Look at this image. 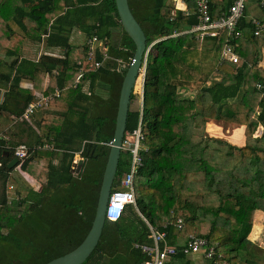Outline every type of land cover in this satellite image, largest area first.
I'll list each match as a JSON object with an SVG mask.
<instances>
[{"label":"trees","instance_id":"16d2710c","mask_svg":"<svg viewBox=\"0 0 264 264\" xmlns=\"http://www.w3.org/2000/svg\"><path fill=\"white\" fill-rule=\"evenodd\" d=\"M185 1L188 14L168 0H129L148 46L155 42L144 79L145 140L143 164L134 179L136 205L130 204L120 219L106 220L96 249L83 264H140L150 256L135 245L153 244L151 225L166 231L171 244L180 235L187 241L190 234L217 243L216 253L222 255H216L217 264H264V248L249 238L255 210L264 209V69L250 66L249 54L254 44H264V31L254 34L247 7L239 24L243 34L233 41L239 43V60H222L227 30L202 44L194 33H181L198 22L195 0ZM232 3L212 1L213 17ZM260 9L257 17L264 22V4ZM75 28L87 40L97 35L108 57L101 45L91 59L87 43L71 45ZM26 40L67 51L27 58L21 55ZM135 48L115 0H0V93L5 89L0 117L24 114L38 94L21 83L39 70L50 77L45 94L62 89L42 110L47 113L39 122L42 134L33 120H24L30 153L19 164L40 182V189L8 166L20 142L0 137V264H45L75 249L89 232ZM96 61L101 66L84 72L75 85L83 72L81 62ZM183 88L195 90V96L183 95ZM136 97L133 93L131 100ZM52 107L59 110L52 113ZM209 118L245 125L244 145L210 135ZM139 121V109L131 108L127 130ZM259 125L263 131L256 135ZM77 152L83 163L75 173ZM42 157L49 159L46 165L35 163ZM130 164L129 152L122 151L115 187ZM11 178L19 180L10 194ZM178 217L184 220L182 229L174 225ZM166 222L171 223L165 227ZM191 254L178 246L172 259L191 264Z\"/></svg>","mask_w":264,"mask_h":264},{"label":"built area","instance_id":"2783aa9c","mask_svg":"<svg viewBox=\"0 0 264 264\" xmlns=\"http://www.w3.org/2000/svg\"><path fill=\"white\" fill-rule=\"evenodd\" d=\"M212 0H195L196 4V14L198 16V22L193 25L189 31L181 33H194L196 39L203 41L206 37L217 36L221 30H227L228 39L222 50L221 59L228 60L231 62H237L239 60V55L236 52L237 44L233 41L239 39L243 32L239 28L240 19L244 15L249 0H233V3L227 10H222L218 17H213L212 15ZM260 6H263L264 0H258ZM251 22L254 25V34L259 35L264 31V22H262L258 17L253 16ZM87 46L89 48L88 58L91 59L93 51L98 45H101V51L104 53V57H108L107 47L103 46V43L99 41L97 35H94L87 40ZM155 42L148 46L144 62L140 69V76L135 84L134 93L137 94L139 100V111H140V121L138 126L133 130H126L123 142L122 151L129 152L131 156L130 169L121 178L118 187L113 186L108 204L106 209V217L108 220H118L120 219L127 207L130 204L136 205V193H135V175L137 174L139 167L142 166V155L141 151L144 148L145 133L143 131L142 125V114H143V104H144V79L145 72L148 64L149 54L153 52L152 46ZM122 62V60H119ZM101 61H96L93 65L92 63L81 62L82 73L77 78L75 85L78 84L84 72L91 71L94 67L101 66ZM130 63L127 64L129 66ZM122 66H126L123 63ZM128 68V67H127ZM258 88H262V84L258 83ZM136 87H138L136 89ZM61 88H55L52 95L41 93L36 96V98L29 102L25 109V112L18 119L31 121L33 115L39 111L45 109L49 105L51 98L59 97L61 94ZM263 128H259L256 135L261 134ZM112 143V142H111ZM48 147V145L46 146ZM15 156L18 157L19 161L25 160L30 153V148L26 143H20L15 147ZM82 159L81 153L77 152L75 154L72 169L75 173H78V165ZM13 187V185H9ZM123 187L124 189H120ZM171 222H167V224ZM174 225L177 229H182L184 227V220L182 217L177 218ZM151 236L153 238V244H136V247L142 249V251L148 254L150 257L140 262V264H179L176 261H172L173 256L178 253V246L168 243L167 232L164 230H159L152 225L150 226ZM163 244V245H161ZM217 243L210 244L208 240L197 234H190L187 241L183 247V251L187 254L202 253L204 257L210 261L212 264H217L218 260L216 255L221 257V254L216 253Z\"/></svg>","mask_w":264,"mask_h":264},{"label":"crops","instance_id":"0c3cea01","mask_svg":"<svg viewBox=\"0 0 264 264\" xmlns=\"http://www.w3.org/2000/svg\"><path fill=\"white\" fill-rule=\"evenodd\" d=\"M174 1H175L177 8L184 9V12L186 14L189 13L190 10L187 8V4H186L185 0H174ZM212 1H213V3H219V2L224 1V0H212ZM253 3L255 5L257 3V6L259 4L258 0H254ZM247 7H248V5H247ZM260 8L257 7V9H256L257 15H258ZM253 16H250V19ZM193 25H195V24H193ZM192 26L181 29V31L182 32L189 31ZM75 32H77V35H79V40L81 39L78 42V44L81 46L85 45V43L87 41L86 36L83 33V31L79 30L78 28H75L72 31V34L70 36L71 45H74V43H76L73 40ZM113 34L115 36L119 35V29H115ZM203 41H199V43L202 44ZM36 44H38L41 47V51L39 52L40 54L37 53L36 57L38 56V54H39V56H41L42 54H52L54 56H63L66 54V51H67L66 50L64 52V50H62L60 47H47L46 43L44 41L41 43H38V42H32V41L26 40L23 44L21 55L24 57H27V58H33V59L38 60L39 58L33 57V55L29 54L30 52L35 51V48H33V47ZM238 46H239V43H237L236 48H238ZM36 50H37V48H36ZM250 51H251L249 54L250 66L257 65L258 67L264 69V44L251 46ZM2 56L5 57V54H2ZM13 58L14 57H11V58L6 57V60L11 61ZM212 77L217 78V79L219 78V76L215 73L212 75ZM49 84H50V77H49L48 73H45L44 71L39 70V71L35 72L32 79H24L21 83V86L25 87V88L33 89L35 91V95H37V94L39 95L41 93H44L45 89L48 87ZM56 88H58V87H56ZM262 88H263V86H262ZM180 92L183 95H186V96L190 95L191 97L195 96V94H196L195 90H189V89H185V88L180 89ZM4 93H5V89L3 87V88H1L0 101L3 100ZM51 110H52V113H54L55 111L59 110V108L58 107H52ZM46 115H47L46 111L42 112V110H39L35 113V115L32 118V120L35 123L36 130L39 134H42L44 132V129L39 127V122L42 119H44L46 117ZM28 126L29 125H27V123L24 120L18 119L17 117L14 118L13 116L12 117L11 116L10 117L1 116L0 117V137H3V138H5V139H7L13 143L20 142V143H26L27 144L28 139H29V133H30V129L28 128ZM261 127L263 128L262 125H259V128H261ZM206 128H207V132L212 136L223 137V138L229 140L230 142L238 144V145H244V143H245V125H240V124H236V123H232V122H227V121H223V120H216V119L209 118ZM48 160H49L48 158L42 157L40 159H36L35 163H38L39 165H46L48 163ZM54 162H57V159H55ZM15 169L18 172L20 171L17 166L15 167ZM20 175H21V177H23L26 180L27 183H29L31 185L35 184V185H37L36 189L37 188L40 189V187H41L40 182L37 179H35L32 175H30L28 172L23 171L21 169ZM18 180H19V178H18ZM18 180L11 178L9 185H13L12 189H14L17 186ZM9 185H8V192L10 193L11 187H9ZM249 238L253 242H255L258 246H260L261 248H264V209H262V208H258L255 210L254 219H253V226H252L251 232L249 234ZM175 241H176V243H174V244L176 246L177 245L182 246L186 242V236L180 235L177 237V239ZM189 256H190L191 261H192L191 264H209V260L206 259L202 253H195V254L193 253ZM261 257L263 259L260 260V262L264 263V255ZM172 261H174V260L172 259Z\"/></svg>","mask_w":264,"mask_h":264},{"label":"water","instance_id":"95a60500","mask_svg":"<svg viewBox=\"0 0 264 264\" xmlns=\"http://www.w3.org/2000/svg\"><path fill=\"white\" fill-rule=\"evenodd\" d=\"M119 20L135 43V51L131 63L129 64L124 75L123 84L119 97L118 111L116 116V128L114 138L111 143V148L108 160L105 166L99 196L96 208L95 217L92 226L83 239V241L70 252L58 256L45 264H83L96 249L103 233L106 217L107 204L115 184L118 164L122 152V142L127 130V120L129 111L131 110V97L134 93L135 84L140 76V69L144 62V56L148 48L147 36L134 16L129 0H115ZM9 154L8 152L6 153ZM18 157H13L8 163L10 168L16 167L19 164ZM83 163V158L78 165V171Z\"/></svg>","mask_w":264,"mask_h":264},{"label":"rangeland","instance_id":"374dc122","mask_svg":"<svg viewBox=\"0 0 264 264\" xmlns=\"http://www.w3.org/2000/svg\"><path fill=\"white\" fill-rule=\"evenodd\" d=\"M253 1L254 0H249V2H248V12H249V16H255V17H257V16H259V14L261 15V9L259 10V12H258V15H257V11H256V9H257V7L258 8H260L261 6L260 5H258L257 6V3H256V5L253 3ZM168 2H170V3H175V1L174 0H168ZM257 6V7H256ZM74 42H76V43H74V45H79L78 44V42L81 40H79V35H77V32H75V35H74ZM256 44H254L253 46H255ZM33 48H35V51L34 52H30L29 54H31V55H33V57H36V55H37V53H39L40 51H41V47L38 45V44H36ZM36 48H37V50H36ZM40 54V53H39ZM39 54H38V56L36 57V58H40V56H39ZM138 87H136V89H137ZM131 108L132 109H138L139 108V100H138V96L131 102ZM17 167H18V169L20 170L19 172L21 173V166H20V164H18L17 165ZM16 169H15V173H16V175H18L19 177L21 176L20 175V173H19ZM29 184V183H28ZM31 187H33V188H35L36 189V187H37V185H31V184H29ZM38 189V188H37ZM120 189H124L123 187H120ZM14 189H12V188H10V194H11V192L13 191ZM179 218V217H178ZM167 223V222H166Z\"/></svg>","mask_w":264,"mask_h":264}]
</instances>
